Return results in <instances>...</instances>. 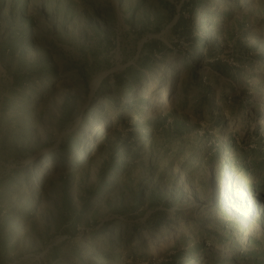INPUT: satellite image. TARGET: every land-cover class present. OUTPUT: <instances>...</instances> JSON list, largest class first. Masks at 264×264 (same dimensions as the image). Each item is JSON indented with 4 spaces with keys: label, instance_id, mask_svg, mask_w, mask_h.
I'll return each instance as SVG.
<instances>
[{
    "label": "rangeland",
    "instance_id": "rangeland-1",
    "mask_svg": "<svg viewBox=\"0 0 264 264\" xmlns=\"http://www.w3.org/2000/svg\"><path fill=\"white\" fill-rule=\"evenodd\" d=\"M0 264H264V0H0Z\"/></svg>",
    "mask_w": 264,
    "mask_h": 264
}]
</instances>
